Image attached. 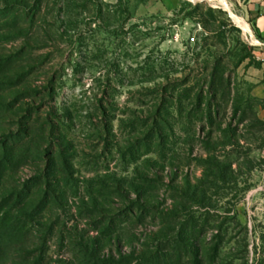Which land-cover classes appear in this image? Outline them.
I'll return each mask as SVG.
<instances>
[{"label": "rangeland", "instance_id": "374dc122", "mask_svg": "<svg viewBox=\"0 0 264 264\" xmlns=\"http://www.w3.org/2000/svg\"><path fill=\"white\" fill-rule=\"evenodd\" d=\"M223 2L0 0V264H264V44Z\"/></svg>", "mask_w": 264, "mask_h": 264}, {"label": "trees", "instance_id": "16d2710c", "mask_svg": "<svg viewBox=\"0 0 264 264\" xmlns=\"http://www.w3.org/2000/svg\"><path fill=\"white\" fill-rule=\"evenodd\" d=\"M150 119L148 117H145V118L134 117V119L131 120V123H130L131 134L135 133V134H138L139 136H137L134 139V141L130 142L127 152L131 158L134 157L133 161L135 163H137L141 157L147 154V152L149 151L148 149L151 145V141H152L151 139L155 138L156 140L158 138L156 137L155 134H157L158 136L160 135L159 129H157L154 126L153 127L149 126L148 122L150 121ZM107 130L108 129L106 128V131ZM143 140L145 141V147H147L145 149L146 150L145 152L142 151L141 149ZM157 147L164 148L160 144H158ZM143 179L144 178L141 175V173L138 172L136 173V176L134 177V182H138L139 180L141 181ZM139 186L135 185L134 187H136L137 189L138 188L141 189V186L140 187ZM23 229H24V226L20 225V221L18 220L17 215H10L9 212L8 214H5V216L2 218L0 222V251L2 249L3 244H5V241L7 239L10 240L14 236L18 235ZM1 255L2 253L0 252V256Z\"/></svg>", "mask_w": 264, "mask_h": 264}, {"label": "crops", "instance_id": "0c3cea01", "mask_svg": "<svg viewBox=\"0 0 264 264\" xmlns=\"http://www.w3.org/2000/svg\"><path fill=\"white\" fill-rule=\"evenodd\" d=\"M236 7L246 26L264 44V0H230ZM166 12L175 10L174 6L164 5ZM239 19V18H238ZM242 23V22H241Z\"/></svg>", "mask_w": 264, "mask_h": 264}, {"label": "bare ground", "instance_id": "6f19581e", "mask_svg": "<svg viewBox=\"0 0 264 264\" xmlns=\"http://www.w3.org/2000/svg\"><path fill=\"white\" fill-rule=\"evenodd\" d=\"M208 2H210L213 5H224L223 0H207ZM234 18L238 19L237 15L235 13H233Z\"/></svg>", "mask_w": 264, "mask_h": 264}, {"label": "water", "instance_id": "95a60500", "mask_svg": "<svg viewBox=\"0 0 264 264\" xmlns=\"http://www.w3.org/2000/svg\"><path fill=\"white\" fill-rule=\"evenodd\" d=\"M189 1L199 2V1H203V0H189Z\"/></svg>", "mask_w": 264, "mask_h": 264}]
</instances>
